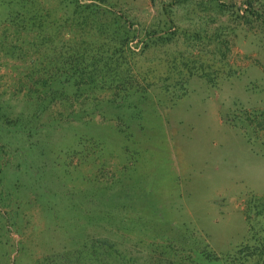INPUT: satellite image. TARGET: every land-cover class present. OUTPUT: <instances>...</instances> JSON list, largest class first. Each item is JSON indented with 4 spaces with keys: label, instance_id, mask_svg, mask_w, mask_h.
Instances as JSON below:
<instances>
[{
    "label": "rangeland",
    "instance_id": "rangeland-1",
    "mask_svg": "<svg viewBox=\"0 0 264 264\" xmlns=\"http://www.w3.org/2000/svg\"><path fill=\"white\" fill-rule=\"evenodd\" d=\"M0 264H264V0H0Z\"/></svg>",
    "mask_w": 264,
    "mask_h": 264
},
{
    "label": "trees",
    "instance_id": "trees-1",
    "mask_svg": "<svg viewBox=\"0 0 264 264\" xmlns=\"http://www.w3.org/2000/svg\"><path fill=\"white\" fill-rule=\"evenodd\" d=\"M79 8H80V14H83L85 19H88L90 17H95L96 16L95 13H99V9L93 10L92 6H89V7L79 6ZM103 32H107L106 29H104ZM119 45L121 46V48H119L116 52L122 53L124 51L123 48L125 47V42L123 41V43H121ZM105 72H108V70ZM108 75L110 78H112L113 75L115 76V73H108ZM117 76H118V74L116 73V77Z\"/></svg>",
    "mask_w": 264,
    "mask_h": 264
}]
</instances>
